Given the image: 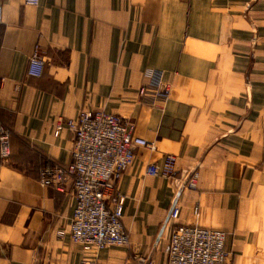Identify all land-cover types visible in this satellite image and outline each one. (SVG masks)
I'll use <instances>...</instances> for the list:
<instances>
[{
    "label": "crops",
    "instance_id": "obj_1",
    "mask_svg": "<svg viewBox=\"0 0 264 264\" xmlns=\"http://www.w3.org/2000/svg\"><path fill=\"white\" fill-rule=\"evenodd\" d=\"M0 6V123L10 131V157L0 160V264L86 257L68 234L71 185L57 192L37 181L40 169L70 163L72 134L53 130L80 109L117 114L156 146L135 148L117 183L129 245L87 254L92 264H137L133 255L165 264L174 225L225 232V264H264V0ZM35 47L40 77L26 74ZM148 70L170 85L165 103L137 101ZM164 154L175 155L176 176L146 175ZM194 171L196 188H179L175 179Z\"/></svg>",
    "mask_w": 264,
    "mask_h": 264
},
{
    "label": "built area",
    "instance_id": "obj_2",
    "mask_svg": "<svg viewBox=\"0 0 264 264\" xmlns=\"http://www.w3.org/2000/svg\"><path fill=\"white\" fill-rule=\"evenodd\" d=\"M39 0H24V4L36 7ZM3 12L0 6V25ZM45 62L35 47L28 60L26 74L40 77ZM149 82L137 89L138 102L165 103L169 99L170 85L162 80L161 72L148 70ZM2 79L0 78V84ZM62 130L73 136L71 161L66 165L52 163L37 174V181L43 187H51L64 192L66 184L73 190L75 206L69 223V237L86 255L79 264H92L87 254L110 247L125 248L129 236L122 225L125 198L117 188L122 174L130 167L135 158V148L149 151L156 149L153 141L134 134L133 126L123 117L105 110L80 109L74 118L55 124L53 135ZM10 157V131L0 123V160ZM176 158L164 154L160 163L147 165L146 175L173 179ZM182 189L194 190L198 173L187 172L175 179ZM179 206L173 205L168 219L176 221ZM195 208V216L197 215ZM63 236L65 231H58ZM225 232L214 228L196 225H174L169 236V247L165 264H225ZM137 264H153L141 255H133ZM53 264V263H49Z\"/></svg>",
    "mask_w": 264,
    "mask_h": 264
}]
</instances>
